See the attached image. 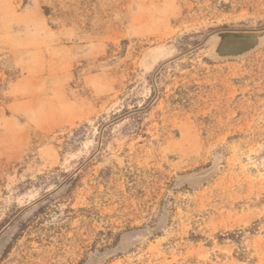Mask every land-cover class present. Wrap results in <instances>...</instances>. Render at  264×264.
Returning <instances> with one entry per match:
<instances>
[{
  "label": "rangeland",
  "instance_id": "374dc122",
  "mask_svg": "<svg viewBox=\"0 0 264 264\" xmlns=\"http://www.w3.org/2000/svg\"><path fill=\"white\" fill-rule=\"evenodd\" d=\"M264 0H0V264H264Z\"/></svg>",
  "mask_w": 264,
  "mask_h": 264
},
{
  "label": "water",
  "instance_id": "95a60500",
  "mask_svg": "<svg viewBox=\"0 0 264 264\" xmlns=\"http://www.w3.org/2000/svg\"><path fill=\"white\" fill-rule=\"evenodd\" d=\"M263 36L264 32L259 31L221 32L216 51L220 56H239L254 49Z\"/></svg>",
  "mask_w": 264,
  "mask_h": 264
}]
</instances>
